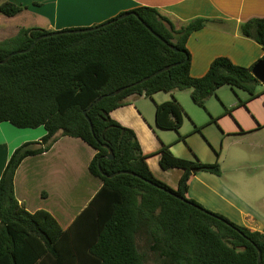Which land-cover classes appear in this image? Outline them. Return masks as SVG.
<instances>
[{
	"label": "trees",
	"instance_id": "obj_1",
	"mask_svg": "<svg viewBox=\"0 0 264 264\" xmlns=\"http://www.w3.org/2000/svg\"><path fill=\"white\" fill-rule=\"evenodd\" d=\"M23 10L9 0H0V13L6 17ZM132 12L137 16L120 18ZM217 23L226 21L197 18L178 27L159 9L139 7L93 31L44 38L31 51L0 64V123L21 129L44 127L47 132L40 141L16 149L0 179V264H47L49 257L50 264H258V251L264 264L263 232L238 225L188 196L195 174H222L219 162L179 158L170 146H164L160 151L162 169L183 170L178 188L172 189L151 171L136 133L111 117L129 97L152 98L160 92L190 90L192 100L204 109L224 86L235 93L238 107L261 97L264 91L258 87L262 83L253 68L264 57L250 67L217 57L203 77L191 75L188 40L194 32ZM80 29L87 28L67 30ZM238 29L241 36L264 50V18H252ZM56 32L23 28L0 41V61ZM172 65L176 66L143 84L109 96ZM239 91L248 98L241 100ZM103 96L87 112L89 122L85 112ZM187 116L176 98L156 104V125L177 132L178 141L186 140L180 130ZM59 133L80 139L96 151L89 172L102 182L66 230L46 210L27 211L14 190L20 165L49 152ZM105 146L113 150L114 160L106 158L109 151ZM118 172L135 176L108 177Z\"/></svg>",
	"mask_w": 264,
	"mask_h": 264
},
{
	"label": "crops",
	"instance_id": "obj_2",
	"mask_svg": "<svg viewBox=\"0 0 264 264\" xmlns=\"http://www.w3.org/2000/svg\"><path fill=\"white\" fill-rule=\"evenodd\" d=\"M9 2L24 8L23 12L12 17L16 21L19 20L17 26L19 30L39 28L62 31L90 28L139 7L159 9L178 27L197 18L226 21L225 24H210L190 36L187 47L191 55V75L195 78L203 77L217 57H228L236 65L244 67H250L264 57L263 48L254 40L241 36L238 29L239 24L252 18H264V0H9ZM2 32L6 33L0 30L1 34ZM221 89L216 96L223 103L225 112L219 116L212 112L210 106L207 110V104L205 110L208 111V115L195 111L191 104L198 105L187 99V96L191 97V91L185 90L160 92L152 98L131 96L125 106L111 112V117L136 133L151 171L172 189L178 188L183 170L162 169L160 151L164 146H170L173 154L179 158L193 160L198 157L204 163L219 162L222 170L220 176L207 172L193 176L189 198L212 212L224 215L238 225L264 233V177L246 173L243 165L250 161L249 163H260L259 167L264 169L262 163L264 151L260 156H253L245 151H234L228 159L225 151H222V148L219 150L220 142L222 147L225 136L257 134L263 129L264 94L249 102L247 106L238 107V99L237 102H231L224 98ZM173 98L188 111L183 124L188 122L191 127L181 134L186 136L185 141H178L179 135L176 132L162 130L156 125V104ZM188 109H193L195 114H191V110ZM247 109L250 113L246 115L244 112H247ZM46 134L44 127L36 130L21 129L9 122L0 123V179L17 148L27 142H38ZM89 148L91 147L82 140L59 133L58 140L49 152L27 158L18 168L14 179L15 195L19 203L31 213L41 209L50 213V185L53 189L64 190L82 186L86 189L88 198L81 206V210L72 218L66 213H60L62 220L68 222L67 226L59 224L64 230L68 229L102 186V182L89 172V165L96 155V151ZM58 192L60 191H54ZM40 199L41 202L38 203ZM47 264H50V257Z\"/></svg>",
	"mask_w": 264,
	"mask_h": 264
},
{
	"label": "rangeland",
	"instance_id": "obj_3",
	"mask_svg": "<svg viewBox=\"0 0 264 264\" xmlns=\"http://www.w3.org/2000/svg\"><path fill=\"white\" fill-rule=\"evenodd\" d=\"M18 21L19 20L16 21L15 19L6 17L0 13V30L6 31V33L5 32H2V34L0 33V41L7 40L19 34L22 28L20 30L18 29L17 27L19 26ZM258 90L260 92H263L264 84H261L258 87ZM220 91L223 94L224 98L229 99L231 102L233 101L237 102V97L229 86L222 87ZM238 94L242 100H245L248 97L247 93L243 91H239ZM187 99L192 101L191 97L187 96ZM191 105H192V108L195 109V111H198L199 113L203 115H208V111H207L208 106H210L211 110H213L212 112H214L216 116H219V114L225 112L223 103L221 102V100L217 98L216 95L212 96V98L207 102V110L199 106H195V104H191ZM188 110L190 111L191 109H188ZM246 111L247 112H244L242 110V112H244L246 115L247 113H250L249 109H247ZM186 112L188 114V111ZM190 112H192L191 114H195L193 109ZM235 120H237L236 117H235ZM185 123L186 124L185 125L183 124V127L180 130V134L184 133L188 129V127H191L190 124H187L188 122H185ZM34 142H37V141H34ZM219 147H220L219 149L220 151H221V148H222V151H225V154L227 155L228 159L234 151H245L249 154H252L253 156L254 155L260 156L263 153L262 151H264V128L260 130L257 134H251V133H248L246 135L231 134V135L225 136V139L222 143V147H221V142H220ZM89 149L91 150V148ZM249 162H246L243 164L245 168V172L248 174L254 173L258 177H264V169L259 167L260 163H249ZM262 163H264V159L262 160ZM54 191L55 192L60 191V192L54 193ZM87 195L88 193L86 192V189L83 188L82 186H77L72 189L64 190V189H53L52 186L50 185V213L58 220V222L62 226H67L66 224L68 221L62 220V218L60 217V213H63V214L66 213L68 214V217L72 218L81 210V206L86 201V198H88ZM40 202H41V199L38 200V203Z\"/></svg>",
	"mask_w": 264,
	"mask_h": 264
},
{
	"label": "water",
	"instance_id": "obj_4",
	"mask_svg": "<svg viewBox=\"0 0 264 264\" xmlns=\"http://www.w3.org/2000/svg\"><path fill=\"white\" fill-rule=\"evenodd\" d=\"M130 14H132V15H136V16H137V14H136L135 12H132V13H127L126 15H123V16H121L120 18H121V19H122V18H125V17L129 16ZM108 24H109V23H107L106 25H108ZM103 26H105V25H100V26H98V27H90V28L83 29V30L80 29V30H66V31H59V32H56V33H54V34L44 35V36L38 38V39L33 43V45H32L29 49L24 50V51H18V52H15V53H13V54H10V55L7 56L3 61H0V64H5L6 62H8V61L10 60V58H12V57H13L14 55H16V54H23V53H26V52L31 51V50L36 46V44H37L40 40H42V39H44V38H47V37H50V36H54V35H57V34H72V33L86 32V31H93V30H96L97 28H101V27H103ZM148 29H149L151 32H153L150 28H148ZM153 34H154L157 38H159L160 40H162V38H161L160 36H158L157 34H155L154 32H153ZM162 41L165 42L164 40H162ZM170 47H171L173 50L177 51V48H176V47L171 46V45H170ZM174 66H176V65L168 66V67L162 69L161 71H159V72H157V73H154L153 75H151V76H149V77H147V78H145V79H142V80L139 81V82H136V83H134V84H132V85H129V86H127V87H124V88H122V89H119V90H117V91H115V92L109 94V96H110V97H115V96L121 94L122 92H124L125 90H127V89H129V88H131V87L137 86V85H139V84H143V83L147 82L148 80H150L151 78L157 76L158 74H161V73H163V72H165V71L170 70V69H171L172 67H174ZM253 74H254V76H255V77H256V78H257L262 84H264V60L258 62V63L255 65V67L253 68ZM103 98H104V96L101 97L100 99H98V100L94 103V105H92V106H91V107L85 112V115H86L87 119L89 120V122H91V121H90V119L88 118L87 112H88L93 106H95L96 104H98ZM91 129L93 130V126H92V125H91ZM105 147H106V148L108 149V151H109V153H108V155L106 156V158L109 159V160H114V159H115V154H114L113 150H112L110 147H108V146H105ZM98 164H99V168H100V160L98 161ZM100 170H101V168H100ZM101 171H102V170H101ZM102 174H103L104 176H108V175L105 174V173H102ZM120 174H131V175H134V176H135L134 173H130V172H118V173H115V174L110 175V176H108V177L113 178V177H115V176H117V175H120ZM147 182L150 183V184H152L150 181H147ZM258 252H259L258 264H261V260H262L261 252H260V251H258Z\"/></svg>",
	"mask_w": 264,
	"mask_h": 264
}]
</instances>
